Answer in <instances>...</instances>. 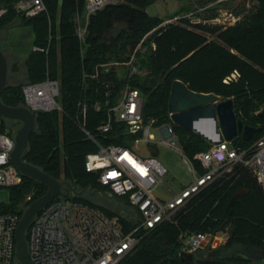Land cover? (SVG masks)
<instances>
[{
  "label": "trees",
  "instance_id": "trees-1",
  "mask_svg": "<svg viewBox=\"0 0 264 264\" xmlns=\"http://www.w3.org/2000/svg\"><path fill=\"white\" fill-rule=\"evenodd\" d=\"M1 1L6 4L7 13L0 19V36L20 19L33 27L34 47L47 50L45 53L32 51L20 66L27 82L7 83L1 100L7 106L26 107L24 85L47 79L59 82L62 110L37 114L36 128L23 159L63 185H77L91 191L99 188L110 194L97 182L96 175L86 171L85 159L98 150V145L130 146L138 137L129 134L128 126L118 121L113 123L109 133L98 131L108 107L117 103L127 86L140 90L145 122L154 120L157 126H172L184 153L191 159L197 153L207 152L212 144L175 126L170 120L168 103L175 80L185 82L193 91L232 99L237 117L247 125L262 127L264 133V0H257L259 5L255 12L221 34V39L237 53L217 43L204 44L200 35L180 26L158 29L136 52L143 38L163 22L162 18L148 12L155 0H118L115 4H107L90 17L88 34L83 41L76 29L78 21L86 14L87 0H45L47 11L32 18L18 14L17 0ZM188 9L187 5L179 7L175 14ZM153 42L156 49L152 48ZM132 57L135 61L131 67L110 65L126 63ZM14 65L16 67L19 62L16 60ZM235 70L240 73L238 81L225 84L224 78ZM97 104L101 106L99 112L95 109ZM84 106L88 111L86 128L95 142L87 139L80 128ZM3 120L8 119L1 117L0 133L10 129L3 125ZM259 136L255 135L254 140ZM251 143L244 142L241 137L235 140V144L242 147ZM198 168L202 174V168ZM239 190L248 193L233 206L228 223L233 243L228 247L243 243L264 251V191L253 172L238 165L235 171L223 175L195 195L176 214L173 222H166L150 233H139V242L132 251L134 255L128 253L119 264H215L213 259L206 262L204 257L199 258V250L195 253L196 260L182 262L179 257L181 238L214 233L224 223L226 207ZM47 191L46 185L23 175V183L10 189L11 200L5 209L22 219L28 207ZM112 198L117 201L114 196ZM67 199L97 208L109 217L106 211L76 192ZM122 203L136 211L125 199ZM122 222H125L122 224L125 233L136 226L131 221ZM30 227L31 224L26 232L27 240ZM231 261L250 264L240 257Z\"/></svg>",
  "mask_w": 264,
  "mask_h": 264
},
{
  "label": "built area",
  "instance_id": "built-area-1",
  "mask_svg": "<svg viewBox=\"0 0 264 264\" xmlns=\"http://www.w3.org/2000/svg\"><path fill=\"white\" fill-rule=\"evenodd\" d=\"M111 0H87L84 22L77 23L76 34L83 41L88 34L90 17L103 9ZM179 7L188 6V10L173 19L163 21L159 27L149 32L138 45L136 52L155 31L171 24L188 27L235 25L240 17L235 6L239 0H177ZM1 3V0H0ZM24 3V2H22ZM231 7H229V5ZM19 7V5H17ZM22 9L27 18L36 17L47 11L45 0H27ZM20 6V8H21ZM7 13L0 4V19ZM156 49V44L152 43ZM33 51L47 52L34 47ZM135 59L132 57L131 62ZM127 63L114 62L118 67ZM129 64V63H128ZM136 72V70H134ZM236 72L223 82L230 84L238 81ZM60 84L47 79L40 83L23 86L26 107L36 114L61 111L59 103ZM144 99L138 88L127 86L122 97L115 105L108 107L106 118L98 131L106 134L118 121L128 126V133L138 136L130 146L98 145V150L89 153L85 159V169L97 177V182L108 189L110 194L123 201L125 199L140 218L134 229L125 233L118 218L111 219L97 208L75 202L67 197L57 196L42 209L31 222L28 253L33 264H119L139 242L138 234L150 233L162 224L171 222L174 216L188 202L218 178L231 173L234 167L242 165L250 169L264 191V133L247 147L234 141H223L212 145L207 152L197 153L193 159L186 156L175 129L170 125H155V121L145 122L143 115ZM101 111V106H95ZM88 111L84 106L80 128L86 138L93 140L87 130ZM162 144L182 155L183 162L193 176L192 182L170 200H162L155 195L156 189L168 174L167 168L154 155V145L158 136ZM15 133H0V192L12 189L23 183V175L12 165L11 155L15 149ZM171 139V141H168ZM148 145V155L143 154L140 145ZM180 146V147H179ZM203 173L200 174L199 168ZM31 200V197H28ZM6 205L0 200V264H15L16 230L21 221L15 213L6 211ZM209 234L197 233L187 237L182 243L181 252L196 253L208 241ZM215 249V248H214Z\"/></svg>",
  "mask_w": 264,
  "mask_h": 264
},
{
  "label": "water",
  "instance_id": "water-1",
  "mask_svg": "<svg viewBox=\"0 0 264 264\" xmlns=\"http://www.w3.org/2000/svg\"><path fill=\"white\" fill-rule=\"evenodd\" d=\"M118 0H111L110 3H117ZM8 83V60L0 49V116L2 118L19 121L21 129L15 136V149L11 155L12 165L24 176L34 179L48 187L47 193L40 199L34 201L25 211L16 230V257L20 264H33L29 258L26 232L34 217L47 207L57 196L68 197L73 193L70 185L65 187L54 177L41 171L37 167L27 163L23 159L31 135L36 128L35 112L27 107H11L5 105L1 96ZM169 118L172 123L189 132H192L212 145L223 141H234L241 137L244 142H250L255 135L263 131L262 127H254L245 124L237 117L235 105L232 99L215 93H200L193 91L181 81L175 80L172 84L168 103ZM6 134L10 135L11 130L7 129ZM247 190L237 191L225 210L224 223L214 231L215 237L229 223L233 213V206L239 202V198L247 194ZM117 201L121 202L120 199ZM204 247V246H203ZM182 262L196 260L195 253L181 252L179 255ZM234 257H240L250 264H264V251L253 245L235 243L230 247H218L208 251L205 261L213 259L215 264H235L231 261Z\"/></svg>",
  "mask_w": 264,
  "mask_h": 264
},
{
  "label": "rangeland",
  "instance_id": "rangeland-1",
  "mask_svg": "<svg viewBox=\"0 0 264 264\" xmlns=\"http://www.w3.org/2000/svg\"><path fill=\"white\" fill-rule=\"evenodd\" d=\"M26 3L27 0L16 1L15 8L18 14L21 15V17L24 16L23 15L24 12L22 10L24 8H22L23 6L21 5L23 4L26 5ZM0 4L6 7L4 1H1ZM17 5H19V7ZM179 5L180 4L177 0H155L154 5H152L148 9V12L151 15L160 17L162 18L163 21H166L169 19H173L176 16L175 13L178 11ZM231 5L232 4H230L229 7H231ZM258 5L259 3L257 2V0H239L237 4L236 3L233 4V7L235 6L237 15L240 17V20L235 25H237L239 22L244 21V19L247 16L249 17L250 13L255 12L258 9ZM180 14L182 13H179V15ZM81 22H84V19H82ZM235 25L226 28L221 26L188 27V26L174 25V24H171L169 26L183 27L188 31L200 35L204 39V44L217 43L219 45L225 46L232 53H237L234 49L227 46L226 42L223 39H221V34ZM0 49L8 60V85L19 84V83L25 84L27 82V79L20 66H22L21 63H23L30 56V54L34 49L33 27L21 22V20L18 19L12 26H10L9 28L5 29L2 32L0 36ZM16 60L19 62V65L14 67L15 66L14 62ZM131 60L126 62L127 64L125 65V67L128 66L131 67L133 65L135 59L132 62ZM236 72L240 75L239 71L235 70L230 74H228L226 77H228L231 74H235ZM136 73H138L137 70ZM123 92L124 90H122V92L120 93L118 100L122 97ZM260 112H262V109L258 110V112H256L255 114L257 115ZM0 123H1V116H0ZM3 125L6 126L7 128L12 129L15 132V134L22 127V123L12 120H3ZM153 133L156 134L157 136L159 135L158 131L156 130H153ZM168 141H171V139H169ZM159 142H161V138H159L158 136V142L154 145L155 146L154 151L156 152V156L159 159V161L167 168L168 174L164 177L163 183L156 189L155 195L158 198L167 201L170 200L174 194L181 191V189L184 186L189 184L193 180V176L189 172L186 164L183 162L182 155L179 152L171 149L167 145ZM132 144L133 142L130 145ZM140 148L143 150L144 155L149 156L147 151L149 148L148 145L142 143L140 145ZM235 169L236 167H234L233 171H235ZM64 186L68 187L66 185ZM72 186L71 188L75 189L73 190L74 193L76 192L77 194L82 195L84 200L90 201L94 205L102 208L103 211L107 212V214L111 219L118 218L121 224L123 225L125 222H122V220L131 221L134 224L140 222L139 216L132 209L123 205L122 201L119 202L114 200L111 194L106 193L104 190L95 188L94 191H91L88 188L87 189L82 188L77 185L73 187ZM0 200L6 206L10 204L11 192L9 189L0 192ZM174 218L172 219L171 222L174 221ZM230 231H231V226L227 225L215 237L213 236V233L209 234L208 241L205 243L203 249L202 250L200 249L198 252V257L203 258L208 251L214 248L228 247L229 245H231L233 241L230 239ZM188 236L190 235L183 236L181 238L182 243L187 239ZM134 249L135 247L133 248V250ZM131 252L128 255L130 256L134 255L135 251L132 253Z\"/></svg>",
  "mask_w": 264,
  "mask_h": 264
},
{
  "label": "crops",
  "instance_id": "crops-1",
  "mask_svg": "<svg viewBox=\"0 0 264 264\" xmlns=\"http://www.w3.org/2000/svg\"><path fill=\"white\" fill-rule=\"evenodd\" d=\"M191 182H192V181H191ZM191 182H190V183H191ZM190 183H189V184H190ZM189 184H187V185H189ZM187 185H186V186H187ZM186 186H184V187H186ZM184 187H183V188H184ZM183 188H182V189H183ZM182 189H181V190H182ZM179 192H180V191H179ZM179 192H177V193H179ZM177 193H176V194H177Z\"/></svg>",
  "mask_w": 264,
  "mask_h": 264
},
{
  "label": "flooded vegetation",
  "instance_id": "flooded-vegetation-1",
  "mask_svg": "<svg viewBox=\"0 0 264 264\" xmlns=\"http://www.w3.org/2000/svg\"><path fill=\"white\" fill-rule=\"evenodd\" d=\"M202 249H203V247L201 248V250H202ZM204 258H205V255H204ZM211 260H212V259H211ZM211 260H210V261H211Z\"/></svg>",
  "mask_w": 264,
  "mask_h": 264
}]
</instances>
